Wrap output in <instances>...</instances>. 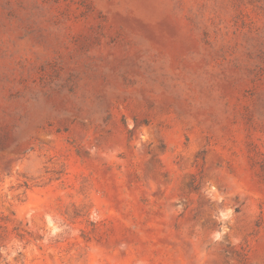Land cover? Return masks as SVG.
Instances as JSON below:
<instances>
[{
    "label": "rangeland",
    "instance_id": "obj_1",
    "mask_svg": "<svg viewBox=\"0 0 264 264\" xmlns=\"http://www.w3.org/2000/svg\"><path fill=\"white\" fill-rule=\"evenodd\" d=\"M0 264H264V0H0Z\"/></svg>",
    "mask_w": 264,
    "mask_h": 264
}]
</instances>
